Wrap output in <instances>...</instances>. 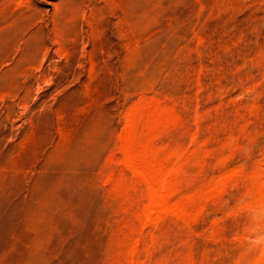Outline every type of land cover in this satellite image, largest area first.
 <instances>
[{
  "label": "rangeland",
  "instance_id": "374dc122",
  "mask_svg": "<svg viewBox=\"0 0 264 264\" xmlns=\"http://www.w3.org/2000/svg\"><path fill=\"white\" fill-rule=\"evenodd\" d=\"M0 264H264V0H0Z\"/></svg>",
  "mask_w": 264,
  "mask_h": 264
},
{
  "label": "bare ground",
  "instance_id": "6f19581e",
  "mask_svg": "<svg viewBox=\"0 0 264 264\" xmlns=\"http://www.w3.org/2000/svg\"><path fill=\"white\" fill-rule=\"evenodd\" d=\"M163 200V199H162ZM160 202V196L158 193H153V204H158Z\"/></svg>",
  "mask_w": 264,
  "mask_h": 264
}]
</instances>
